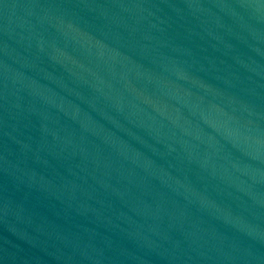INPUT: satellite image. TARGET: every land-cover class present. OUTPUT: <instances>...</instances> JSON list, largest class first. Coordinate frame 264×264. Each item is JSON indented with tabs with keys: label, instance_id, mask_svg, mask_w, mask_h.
Returning a JSON list of instances; mask_svg holds the SVG:
<instances>
[{
	"label": "water",
	"instance_id": "water-1",
	"mask_svg": "<svg viewBox=\"0 0 264 264\" xmlns=\"http://www.w3.org/2000/svg\"><path fill=\"white\" fill-rule=\"evenodd\" d=\"M0 264H264V0H0Z\"/></svg>",
	"mask_w": 264,
	"mask_h": 264
}]
</instances>
